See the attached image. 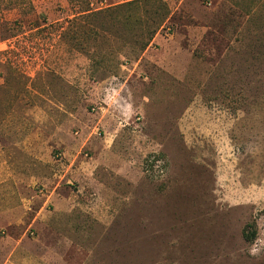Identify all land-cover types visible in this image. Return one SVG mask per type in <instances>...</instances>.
<instances>
[{"label":"rangeland","instance_id":"obj_1","mask_svg":"<svg viewBox=\"0 0 264 264\" xmlns=\"http://www.w3.org/2000/svg\"><path fill=\"white\" fill-rule=\"evenodd\" d=\"M132 1L0 0V264H264V0Z\"/></svg>","mask_w":264,"mask_h":264},{"label":"trees","instance_id":"obj_2","mask_svg":"<svg viewBox=\"0 0 264 264\" xmlns=\"http://www.w3.org/2000/svg\"><path fill=\"white\" fill-rule=\"evenodd\" d=\"M141 1H145V2H150L151 0H141ZM141 1H132V2H128V3H125L121 6H116L114 9L112 8L111 10H107L105 12H97V14H95V16H103L105 15V13H107V15H110V14H113L115 13L114 11L116 10V12L119 11L120 8L124 9V8H132L134 7L137 3H140ZM153 33L154 31L151 30L146 38L145 41H141L139 43V51H143L149 44V42L151 41L152 39V36H153ZM251 228V225H246L243 232H242V236L244 238L245 241L247 242H250L254 239V235H255V232L254 231H251L249 232V229Z\"/></svg>","mask_w":264,"mask_h":264},{"label":"crops","instance_id":"obj_3","mask_svg":"<svg viewBox=\"0 0 264 264\" xmlns=\"http://www.w3.org/2000/svg\"><path fill=\"white\" fill-rule=\"evenodd\" d=\"M196 115H199V116L196 117V119L199 120L200 122H203L207 118L206 116H204V112H202V113H200V112L199 113H196Z\"/></svg>","mask_w":264,"mask_h":264}]
</instances>
